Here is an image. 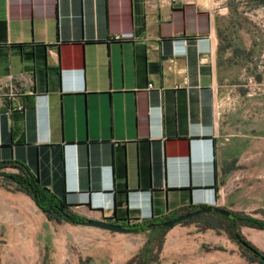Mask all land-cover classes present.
Listing matches in <instances>:
<instances>
[{"label":"crops","instance_id":"0c3cea01","mask_svg":"<svg viewBox=\"0 0 264 264\" xmlns=\"http://www.w3.org/2000/svg\"><path fill=\"white\" fill-rule=\"evenodd\" d=\"M217 14L211 0H0V162L25 165L85 219L217 206L228 143L244 129L238 46L221 48ZM51 221L0 176V264L40 263L45 244L64 264ZM45 225L48 241H32ZM211 230L221 264H246Z\"/></svg>","mask_w":264,"mask_h":264},{"label":"rangeland","instance_id":"374dc122","mask_svg":"<svg viewBox=\"0 0 264 264\" xmlns=\"http://www.w3.org/2000/svg\"><path fill=\"white\" fill-rule=\"evenodd\" d=\"M259 1L211 0L213 9L220 13L218 26L226 28L221 48L230 50L238 46V67L243 68V74L237 79L244 95L240 103L244 121L242 140L228 143L226 163L222 164L215 185L218 207L264 220V3ZM54 221H51L52 236L66 240L64 264H221L228 256L222 253L225 249L221 245L209 241L210 226L226 233L214 220L206 224L193 219L158 231L139 232H117L56 220L60 225ZM237 229L264 253V229L248 224ZM42 232L45 237L37 232L32 241L47 242V225ZM249 234L252 241L247 238ZM235 246L240 253H246L237 243ZM42 248V259L37 264H55L48 260L49 247L45 244ZM52 249L56 251L55 247ZM245 262L250 264L246 259Z\"/></svg>","mask_w":264,"mask_h":264},{"label":"trees","instance_id":"16d2710c","mask_svg":"<svg viewBox=\"0 0 264 264\" xmlns=\"http://www.w3.org/2000/svg\"><path fill=\"white\" fill-rule=\"evenodd\" d=\"M259 3H264V0H260ZM226 29V28H225ZM225 29L218 27L217 34L221 38H224ZM12 166L18 171L16 173L5 174L1 171L6 166ZM0 176L7 178L11 183L14 184V189L22 191L28 195L35 206L39 208L47 217V219L53 220H66L71 223H78L85 218L75 215L68 210V205L63 202L62 199L55 198L45 187L39 185V181L35 175H33L25 165L18 162L3 161L0 162ZM61 212L67 214L69 219H65ZM215 222L224 229L228 237L237 243L246 253H241L249 263L257 261L261 256L264 255L255 246L250 244L241 233L238 231V226L241 224H248L258 229H264V220L255 219L254 217H246L233 213V218L230 219L225 216L216 215ZM224 220V221H223ZM144 223H132L129 227H135L139 231H144ZM206 223V222H205ZM208 224V223H206ZM210 226V225H209ZM211 227V226H210ZM219 227V226H218ZM43 264V263H41Z\"/></svg>","mask_w":264,"mask_h":264},{"label":"water","instance_id":"95a60500","mask_svg":"<svg viewBox=\"0 0 264 264\" xmlns=\"http://www.w3.org/2000/svg\"><path fill=\"white\" fill-rule=\"evenodd\" d=\"M208 212H215L217 214H220V215H223V216L229 217V218L233 217V213L226 210V209L220 208V207L215 206V205H210V204H199L195 210H193L189 213L177 215L171 219L163 221L161 224L166 226V227H170L173 224L185 219L186 217H189V216H192L195 214H199V213H208ZM61 214L63 215V217L65 219H69L67 214H65L63 212H61ZM77 224L89 225V226L98 227V228L111 230V231H117V232H135L138 230L137 228L132 229L127 225L123 226L120 224L108 222L106 220H96V219H92V218H87L81 222H78ZM251 264H264V255L261 256L257 261H255Z\"/></svg>","mask_w":264,"mask_h":264},{"label":"flooded vegetation","instance_id":"af4514ba","mask_svg":"<svg viewBox=\"0 0 264 264\" xmlns=\"http://www.w3.org/2000/svg\"><path fill=\"white\" fill-rule=\"evenodd\" d=\"M197 206H198V205H195V206L190 207V208H188V209H184V210H182V211H180V212H178V213L166 214V215H163V216H161V217H157V218L150 219L149 221H145V223H144V228H145V230L152 229V230H155V231H156V230L158 231V230L165 229L166 226H164V225L161 224L163 221H166V220H168V219H171V218H173V217H175V216H177V215H181V214L189 213V212L195 210V209L197 208ZM200 215H213V216L219 215V216H223V215L217 214V213H215V212L199 213V214H195V215H192V216L186 217L185 219H183V220H181V221H179V222H177V223H175V224L182 223V222H184V221L194 219V218H196V217H198V216H200ZM228 218H229V217H228ZM232 218H233V217H232ZM232 218H230V219H232ZM131 224H132V223L121 222L120 225H123V226H124V225H127V226H129V225H131ZM175 224H173V225H175ZM173 225H172V226H173ZM170 227H171V226H170ZM130 228L134 229L135 227H130ZM135 229H136V228H135ZM135 232H139V230H137V231H135Z\"/></svg>","mask_w":264,"mask_h":264},{"label":"built area","instance_id":"2783aa9c","mask_svg":"<svg viewBox=\"0 0 264 264\" xmlns=\"http://www.w3.org/2000/svg\"><path fill=\"white\" fill-rule=\"evenodd\" d=\"M118 37L116 36L115 37V39H117ZM147 87L149 88V87H151V84H147ZM17 109H21V107L20 106H18V107H16Z\"/></svg>","mask_w":264,"mask_h":264}]
</instances>
